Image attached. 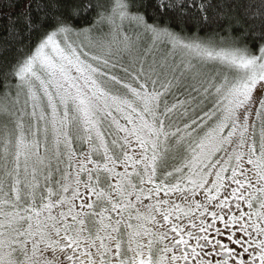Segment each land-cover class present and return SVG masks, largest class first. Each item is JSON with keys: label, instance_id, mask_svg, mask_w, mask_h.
Wrapping results in <instances>:
<instances>
[{"label": "snow or ice", "instance_id": "1", "mask_svg": "<svg viewBox=\"0 0 264 264\" xmlns=\"http://www.w3.org/2000/svg\"><path fill=\"white\" fill-rule=\"evenodd\" d=\"M18 4L0 264H264V0Z\"/></svg>", "mask_w": 264, "mask_h": 264}, {"label": "trees", "instance_id": "2", "mask_svg": "<svg viewBox=\"0 0 264 264\" xmlns=\"http://www.w3.org/2000/svg\"><path fill=\"white\" fill-rule=\"evenodd\" d=\"M16 0H0V64L12 61L15 57V48H9L8 41L11 39L4 31V26L7 24V16L11 13L15 19L19 12V4L15 10L9 9L10 3H15ZM22 3V0H20ZM244 2V0H241Z\"/></svg>", "mask_w": 264, "mask_h": 264}]
</instances>
